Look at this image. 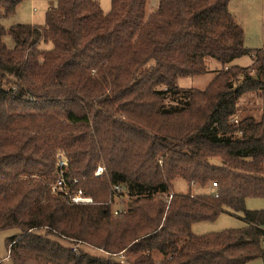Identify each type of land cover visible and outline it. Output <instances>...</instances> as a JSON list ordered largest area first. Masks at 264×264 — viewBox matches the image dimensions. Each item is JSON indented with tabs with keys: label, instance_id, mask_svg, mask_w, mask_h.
I'll use <instances>...</instances> for the list:
<instances>
[{
	"label": "trees",
	"instance_id": "trees-1",
	"mask_svg": "<svg viewBox=\"0 0 264 264\" xmlns=\"http://www.w3.org/2000/svg\"><path fill=\"white\" fill-rule=\"evenodd\" d=\"M22 1L0 0V19ZM229 2L160 0L148 14V0H112L107 13L98 0H58L44 24L0 23V230L20 229L6 241L14 264H245L264 256V210L246 208L247 198L264 197V108L238 118L247 95L264 93V51L249 66L234 63L251 49ZM211 58L221 67L206 88L178 86L207 73ZM58 149L68 178L95 203L51 193ZM102 158L130 198L119 215L115 193L94 177ZM176 179L217 185L210 194L156 197L173 192ZM226 209L246 225L192 231Z\"/></svg>",
	"mask_w": 264,
	"mask_h": 264
},
{
	"label": "rangeland",
	"instance_id": "rangeland-1",
	"mask_svg": "<svg viewBox=\"0 0 264 264\" xmlns=\"http://www.w3.org/2000/svg\"><path fill=\"white\" fill-rule=\"evenodd\" d=\"M58 0H23L17 7L16 12L9 16L8 18L0 19L6 27H10L13 24L23 23V24H44L46 22L47 11L56 8ZM102 10L107 13L110 11L112 6V0H98ZM160 0H148L147 13L150 14L156 10L159 5ZM229 10L235 16L236 20L243 26L245 33L244 44L247 48L251 49L250 54L243 55L237 58L234 63L240 66H249L253 62L254 53L263 49L264 47V0H230ZM4 41L8 47L13 48L15 42L10 35L4 37ZM41 48H51V43H41ZM208 71L205 74L197 76H187L178 79V86L181 88H199L204 89L211 80L214 78L216 70L221 67L220 63L215 59L207 60ZM243 109L238 114L240 116L255 115L260 117L264 108V93L250 94L247 95L242 101ZM57 161L59 156L67 158L66 152L63 149H58L56 152ZM57 165V163H56ZM57 167V166H56ZM101 167V175H96V171ZM94 177L99 178L100 181H105L109 184L108 193L112 192V183L109 179L108 169L103 160L99 162L97 168L94 172ZM74 177H70L69 181ZM77 179V178H76ZM80 181V180H79ZM80 184V183H79ZM174 189L169 195L158 194L157 198L163 196L166 201H170L174 192L187 193L192 192V194H210L214 192L215 187L207 186L200 187L198 185L189 184L182 179H176L173 182ZM77 187V186H74ZM78 187L83 189V184L81 183ZM115 195V194H114ZM56 196V195H55ZM109 195H107L108 198ZM91 197V196H90ZM116 200L115 205L112 206L113 210L115 208L125 207L130 200L128 196L118 197L113 196ZM63 199V198H61ZM93 199V197H92ZM104 199V198H103ZM65 200V199H63ZM67 201V200H65ZM95 203L94 199L92 202L87 204ZM246 208L250 210H264V197H249L246 200ZM246 220L242 213H233L229 210L222 211L221 215L215 220L209 221H199L193 224L192 231L197 235H203L212 232H220L225 229L230 228H241L246 225ZM20 229L12 228L6 230H0V264H14L12 259L8 256L7 239L19 234ZM264 245V238L262 240ZM86 249L95 255L108 256L103 250L95 249L92 247H86ZM245 264H264V256L252 259Z\"/></svg>",
	"mask_w": 264,
	"mask_h": 264
},
{
	"label": "built area",
	"instance_id": "built-area-1",
	"mask_svg": "<svg viewBox=\"0 0 264 264\" xmlns=\"http://www.w3.org/2000/svg\"><path fill=\"white\" fill-rule=\"evenodd\" d=\"M264 51V47H263ZM66 158L63 156H59L57 161V171L55 177L51 183V193L63 198L71 203H90L93 201L92 197L85 194L84 190L81 187H74L76 183H78V179H72V183H70L69 178L67 176V168H66ZM102 168L99 167L96 171V175H101ZM214 186L217 184L214 183ZM112 191L118 197H125L123 194L125 192V188L120 184H113ZM122 212V209L115 208L114 214L119 215Z\"/></svg>",
	"mask_w": 264,
	"mask_h": 264
}]
</instances>
